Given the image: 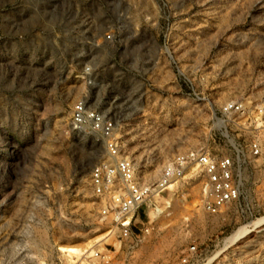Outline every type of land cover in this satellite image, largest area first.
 <instances>
[{"label":"rangeland","instance_id":"obj_1","mask_svg":"<svg viewBox=\"0 0 264 264\" xmlns=\"http://www.w3.org/2000/svg\"><path fill=\"white\" fill-rule=\"evenodd\" d=\"M262 94L264 0H0V264H264ZM79 101L145 181L176 154L238 150L239 201L207 211L192 165L121 240L92 193L105 142L73 125Z\"/></svg>","mask_w":264,"mask_h":264},{"label":"built area","instance_id":"obj_2","mask_svg":"<svg viewBox=\"0 0 264 264\" xmlns=\"http://www.w3.org/2000/svg\"><path fill=\"white\" fill-rule=\"evenodd\" d=\"M248 109L245 100H232L221 107V113L244 114ZM254 109L264 116V94L259 97ZM72 123L79 131L86 132L89 129L90 133L99 134L104 139L105 153L91 170L90 185L100 204L101 215L110 218L121 240L132 236L139 211L147 200L181 180L192 165L200 170L202 202L207 211L212 214L220 213L240 199L242 160L238 150L224 155L194 150L179 153L162 167L156 180L145 181L139 176V170L131 156L122 147L112 120L105 119L100 112L79 101L72 109ZM250 150L254 156L261 155L260 142L253 141ZM65 254L69 256L67 252ZM93 257L103 264H110L112 260L110 251H95ZM80 264L87 263L81 261Z\"/></svg>","mask_w":264,"mask_h":264},{"label":"bare ground","instance_id":"obj_3","mask_svg":"<svg viewBox=\"0 0 264 264\" xmlns=\"http://www.w3.org/2000/svg\"><path fill=\"white\" fill-rule=\"evenodd\" d=\"M157 166V165H156ZM148 174H150L151 176H153V175H157V170L156 169H154V170H152L150 173H148ZM145 177V176H144ZM174 184V183H173ZM173 184H170L169 186H168V188H171V186L173 185ZM157 211L158 212H160V210L157 208ZM246 231H244V232H242V234L243 233H245Z\"/></svg>","mask_w":264,"mask_h":264}]
</instances>
